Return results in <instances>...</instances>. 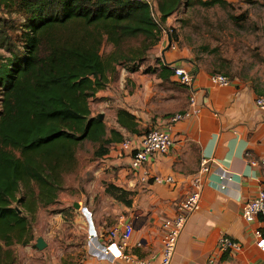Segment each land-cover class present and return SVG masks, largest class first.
Instances as JSON below:
<instances>
[{
    "label": "trees",
    "instance_id": "1",
    "mask_svg": "<svg viewBox=\"0 0 264 264\" xmlns=\"http://www.w3.org/2000/svg\"><path fill=\"white\" fill-rule=\"evenodd\" d=\"M183 1L229 5L226 0H0L1 264L13 263L12 245L33 239L30 222L39 207L56 201L65 175L76 171L82 141L97 144V158L109 143L124 139L120 129L141 134L135 115L124 109L116 112L119 129L107 131L89 100L117 64L139 70L145 51L158 42L162 25ZM133 40L140 45L128 46ZM104 43L111 45L105 60ZM172 74L160 64L159 78L166 81Z\"/></svg>",
    "mask_w": 264,
    "mask_h": 264
},
{
    "label": "crops",
    "instance_id": "2",
    "mask_svg": "<svg viewBox=\"0 0 264 264\" xmlns=\"http://www.w3.org/2000/svg\"><path fill=\"white\" fill-rule=\"evenodd\" d=\"M171 59L167 52H163L160 58L161 63L173 61ZM176 62L194 77L196 112L173 126V143L169 152L155 158L150 165L151 175H172L175 183L157 184L151 178L143 182L140 173L129 168L128 157L120 155L119 142L109 143L106 154L93 157L83 168V181L74 182L83 189L78 187L70 191L74 198L72 204H81L77 207L83 215L87 233L97 235L90 240L85 235L81 264H159L162 222L174 216L178 206L192 191V178L203 158L211 160V169L201 175L202 202L198 209L187 214L169 264H264V252L256 246L253 234L258 228L264 235V215L252 222H247L241 215L242 206L255 199L264 186V168L249 164L251 159L264 157V111L254 105V98L262 94L249 84L236 81H230L226 86L211 84L209 76L212 73L186 62ZM159 66L160 63L152 67L157 70ZM157 72L159 69L149 74L123 69L122 77L116 83L118 96L112 102L116 107L109 111L106 101L100 104L106 107L101 111L104 122L105 118L109 120L107 131L119 129L116 123L118 109L135 115L141 128L151 123V117L161 118L158 122L161 125L164 114L189 108V89L180 85L177 90L171 87L162 91L151 90L155 99L149 110V101L141 95L148 93L150 83L155 86L164 82ZM126 80L133 86L132 92L125 89ZM174 80L171 75L165 82ZM98 94L112 97L108 89L99 90L95 96ZM161 95L177 101L170 102ZM120 130L124 137L129 135ZM110 189H114L115 194L127 195L130 205ZM83 208L90 213L86 214ZM127 223L132 224L133 232L125 241L126 257L111 256L117 252L115 245L110 246L111 255H104L102 248L108 242L107 234L118 230L114 243H119L120 232ZM222 234L237 240L240 250L217 252V241ZM40 256H43V263L48 259L45 252ZM212 256L215 261L209 263ZM31 258L32 253H29L24 261ZM18 264L22 263L19 261Z\"/></svg>",
    "mask_w": 264,
    "mask_h": 264
},
{
    "label": "rangeland",
    "instance_id": "3",
    "mask_svg": "<svg viewBox=\"0 0 264 264\" xmlns=\"http://www.w3.org/2000/svg\"><path fill=\"white\" fill-rule=\"evenodd\" d=\"M226 1L229 4L226 7L217 4L210 7L186 6L183 1L178 10L162 25L158 42L145 51L138 71L144 73L145 68H153L152 66L161 64L162 53L167 52L168 56L173 58L171 60L186 62L210 73L223 74L230 81L249 84L258 94L264 95V0ZM139 45V41L133 40L128 46L135 48ZM110 50L111 45L104 43L101 49L104 60ZM1 53L8 56L7 53L2 51ZM150 62L153 63L151 66ZM127 65H131V62ZM116 66L118 67H115L116 69L108 77V83L101 89H108L112 97L98 94L89 100L93 115L102 113L101 110L104 111L106 107H109V111L116 107V104L112 102L115 96H118L116 83L122 77L124 69L118 64ZM158 69L160 70V66ZM157 85L159 84L152 86L150 83L148 93L145 96L141 95L149 101V110H151V101L155 99L154 94L151 96V90L162 91L170 87L177 90L181 84L164 81ZM125 89L128 92L134 89L127 80ZM161 96L170 102L177 101L172 98L170 100L165 95ZM178 96L182 97L181 94ZM105 101L106 107L100 105ZM164 115L167 116V114ZM159 120L151 117V123L142 125L141 134L153 129L158 125ZM108 122V118H105L106 126ZM96 145L89 140H84L77 146L76 171L65 175V187L58 193L59 198L54 204L38 208L34 219L30 222L33 239L26 245H12L14 258L12 264H18L19 261L22 264H46V262L47 264H81L87 231L79 207L75 208L72 204L74 198L70 191L78 187L83 189L79 185L75 186L74 182L83 181L82 170L92 161ZM84 176L86 177L85 174ZM109 191L124 201L128 200L125 194H115L114 189ZM22 193L23 190L18 195ZM60 195L63 197L61 198ZM38 238L45 242V247L42 249L36 245ZM44 252L48 259L43 263L41 262L43 256L39 257V254ZM29 253H32V258L24 261Z\"/></svg>",
    "mask_w": 264,
    "mask_h": 264
},
{
    "label": "built area",
    "instance_id": "4",
    "mask_svg": "<svg viewBox=\"0 0 264 264\" xmlns=\"http://www.w3.org/2000/svg\"><path fill=\"white\" fill-rule=\"evenodd\" d=\"M150 3V2H149ZM166 64L172 68V76L183 86L189 89V108L183 112H173L165 116L161 125H156L153 129L147 133L140 135L129 134L119 142V153L121 156L128 157L129 168L136 173H140V178L143 182H147L149 178L157 184H173L175 178L172 175L160 176L151 175L150 165L151 162L158 156L165 155L169 152L173 140L171 132L173 126L185 119L190 118L193 112H196L194 107L196 103L194 89V77L180 64H176V61H170ZM211 84L217 86H226L230 83V79L220 73H212L209 76ZM254 105L257 109L264 111V95H257L254 98ZM251 166H261L264 168V157L259 159L249 160ZM211 169V160L203 158L200 162V168L196 174L193 175V189L188 196L178 206L176 213L171 218H166L162 222V251L161 260L159 264H169L171 257L174 253L178 234L183 228L187 214L198 209L201 205V175L207 173ZM86 214L90 212L86 209ZM241 215L247 222L254 221L259 215H264V186L258 192L255 199L247 201L241 209ZM89 222L91 219L89 217ZM118 230H111L107 234V244L102 248L104 255L110 254V246L115 245L117 250L112 257H126L124 253L125 241L130 238L133 232V226L131 223H127L122 227L120 232L119 243H114L115 238L118 235ZM256 246L264 252V235L260 229H255L254 232ZM95 232L92 234L87 233V240L96 237ZM240 243L230 237L229 235L222 234L217 241V252L224 253L231 250H240ZM215 257L209 258V263H213Z\"/></svg>",
    "mask_w": 264,
    "mask_h": 264
},
{
    "label": "water",
    "instance_id": "5",
    "mask_svg": "<svg viewBox=\"0 0 264 264\" xmlns=\"http://www.w3.org/2000/svg\"><path fill=\"white\" fill-rule=\"evenodd\" d=\"M179 63L180 62H176V64H179ZM97 118L102 120L104 118V114L103 113L97 114ZM74 206L77 207L78 203H74ZM18 212H20L19 209H18ZM36 245H37L38 248L42 249L43 247H45V242L41 238H38Z\"/></svg>",
    "mask_w": 264,
    "mask_h": 264
}]
</instances>
